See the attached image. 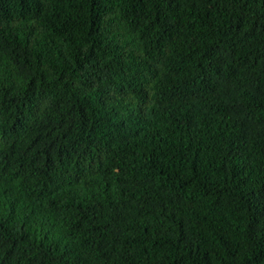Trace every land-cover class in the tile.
Returning <instances> with one entry per match:
<instances>
[{
  "label": "trees",
  "instance_id": "1",
  "mask_svg": "<svg viewBox=\"0 0 264 264\" xmlns=\"http://www.w3.org/2000/svg\"><path fill=\"white\" fill-rule=\"evenodd\" d=\"M0 264H264V0H0Z\"/></svg>",
  "mask_w": 264,
  "mask_h": 264
}]
</instances>
